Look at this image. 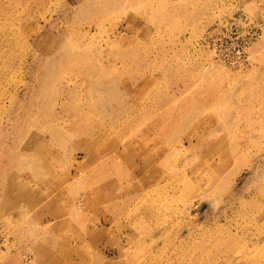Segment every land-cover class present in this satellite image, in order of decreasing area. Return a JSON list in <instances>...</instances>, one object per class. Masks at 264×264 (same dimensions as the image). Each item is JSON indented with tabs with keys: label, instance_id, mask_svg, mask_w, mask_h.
<instances>
[{
	"label": "rangeland",
	"instance_id": "374dc122",
	"mask_svg": "<svg viewBox=\"0 0 264 264\" xmlns=\"http://www.w3.org/2000/svg\"><path fill=\"white\" fill-rule=\"evenodd\" d=\"M0 264H264V0H0Z\"/></svg>",
	"mask_w": 264,
	"mask_h": 264
},
{
	"label": "bare ground",
	"instance_id": "6f19581e",
	"mask_svg": "<svg viewBox=\"0 0 264 264\" xmlns=\"http://www.w3.org/2000/svg\"><path fill=\"white\" fill-rule=\"evenodd\" d=\"M79 205V204H78ZM77 206V205H76Z\"/></svg>",
	"mask_w": 264,
	"mask_h": 264
}]
</instances>
